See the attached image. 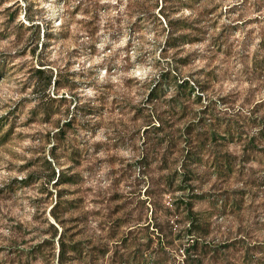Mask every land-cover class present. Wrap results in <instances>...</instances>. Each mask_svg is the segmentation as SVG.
Segmentation results:
<instances>
[{
	"label": "rangeland",
	"instance_id": "374dc122",
	"mask_svg": "<svg viewBox=\"0 0 264 264\" xmlns=\"http://www.w3.org/2000/svg\"><path fill=\"white\" fill-rule=\"evenodd\" d=\"M262 101L264 0H0V264H264Z\"/></svg>",
	"mask_w": 264,
	"mask_h": 264
},
{
	"label": "trees",
	"instance_id": "16d2710c",
	"mask_svg": "<svg viewBox=\"0 0 264 264\" xmlns=\"http://www.w3.org/2000/svg\"><path fill=\"white\" fill-rule=\"evenodd\" d=\"M262 103H264V101H262ZM257 108V106L256 107H254V110ZM249 113H252V111H249ZM223 248H225V247H223ZM216 250H218V246H215V250L214 251H216ZM183 264H185V262L183 261Z\"/></svg>",
	"mask_w": 264,
	"mask_h": 264
}]
</instances>
